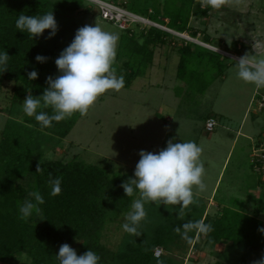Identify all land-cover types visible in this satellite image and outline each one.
Segmentation results:
<instances>
[{
	"label": "rangeland",
	"instance_id": "374dc122",
	"mask_svg": "<svg viewBox=\"0 0 264 264\" xmlns=\"http://www.w3.org/2000/svg\"><path fill=\"white\" fill-rule=\"evenodd\" d=\"M151 4L162 13L165 9L174 13L181 6V0H153ZM54 17L59 30L55 37L48 39V47L54 46L61 53L79 28L97 24L119 35L114 67L118 76L125 70L122 55L127 50L126 36H123L126 31L102 21L93 4L84 1L80 11ZM168 21L164 19V26L170 31L164 38L165 43L151 47L152 60L143 69L142 76L135 78L129 88L109 91L98 98L64 138L42 133L38 142L42 152L40 160L64 164L83 162L104 166L113 176L134 175L141 150L157 153L169 140H191L203 149L200 159L205 166L206 189L202 194L208 195L234 141L212 199L195 195L196 203L186 210L183 220L177 217L174 206L167 209L164 205L158 208L155 204H145L147 219L139 228L138 236L122 229L131 205L126 209L121 201L112 200L106 208L100 242L115 255L114 264H255L264 257V251L250 252L245 244L235 240L209 242L205 234L197 237L195 230L190 233L189 243L174 229L189 221L205 220L211 224L223 208L260 220L264 229V173L258 178L250 168L254 144L264 139V109L257 108L259 100L264 99V89L257 90L237 79L235 61L241 55L229 44L233 40L250 39L246 43L247 53L264 58V0H226L221 9H211L205 19L190 15L188 26L197 33L194 38L190 31L181 34L168 28ZM250 23L253 27L247 29L245 26ZM184 37L190 41L186 42ZM218 39L227 45H220ZM186 43L194 46H190L192 56L186 65L184 80H179L176 76L179 50ZM198 47L211 53L197 56ZM131 68L135 69V65ZM20 87L21 83L14 81H5L0 87V132L8 119L22 122L25 117L21 107L25 99L16 105L11 103L12 89ZM209 118L216 121L211 133L205 131ZM239 129L249 134L248 141L238 136ZM28 176L22 178L21 184L32 192L34 184ZM193 191L197 192L195 188ZM137 198L139 193L132 201ZM158 234L162 236L160 244L154 242ZM70 247L80 255L82 241H74ZM157 249L161 250L160 257L149 262L147 257L151 253L154 256ZM27 262L24 255L17 254L11 264Z\"/></svg>",
	"mask_w": 264,
	"mask_h": 264
},
{
	"label": "trees",
	"instance_id": "16d2710c",
	"mask_svg": "<svg viewBox=\"0 0 264 264\" xmlns=\"http://www.w3.org/2000/svg\"><path fill=\"white\" fill-rule=\"evenodd\" d=\"M118 1L112 2L155 23L164 25V19H169L168 28L181 34L190 31L193 38L197 33L188 26L189 16L205 19L211 11V8L201 7V0H181V6L174 13L167 9L164 13L160 12L151 4L153 0ZM83 2L84 0H0V52L6 51L9 55L8 70L0 73V87L5 81L21 83L20 88L12 89L13 105L18 104L21 99H26L29 94L34 97L43 94L44 89L48 87L46 78L60 75L55 60L61 54L56 52L54 46L53 49L48 47L49 30L31 39L27 33L18 31L17 18L21 14L39 16L51 11L54 16L78 12L83 8ZM134 28L125 30L126 35H123L126 36L123 38L127 43L124 55L120 54L125 57L122 64L125 70L119 74L124 77L123 88H129L135 78L142 76L143 69L152 60L151 47L164 44V38L168 36L167 32L157 28H137L139 31ZM190 46L194 45L186 43L179 50L176 71L179 80H184L186 65L192 56ZM231 47L239 55L246 51L245 45L237 41L231 42ZM241 49L244 50L240 51ZM208 53L211 51L199 48L197 56ZM37 55L46 57V62L38 63ZM131 64L135 65V69L131 68ZM31 71L38 73L36 80L28 79V73ZM45 111L51 114V109ZM79 117L80 114L76 113L59 123L53 122L52 127L41 131L33 118L25 116L22 122L8 119L1 130L0 264L13 263L17 254L27 258L26 264H58L55 256L60 246L65 243L70 246L74 241H82L80 255L91 249L100 257V264H114L115 255L101 244L100 233L106 217V208L112 200L121 201L122 206L130 208L133 197L125 195L122 184L134 178V175L119 173L113 176L104 166L86 165L83 162L64 164L59 161L40 160L42 152L38 142L41 134L47 132L54 137L64 138ZM262 143L264 139L257 140L254 148H258ZM34 157L37 158L35 161ZM250 165L252 174L260 178L254 171V164ZM26 174L34 184L32 192L39 191L45 203L41 205L40 216L33 215L27 220H21L19 207L29 198L31 190L21 184ZM55 178L62 180V191L52 197L49 195V181ZM211 225L213 231L205 235L209 242L235 240L245 244L250 252L264 251L261 221L254 217L223 208L220 216ZM199 235L198 232L197 237ZM160 239L162 236L158 234L154 242L160 244ZM147 258L149 262L155 259L152 253Z\"/></svg>",
	"mask_w": 264,
	"mask_h": 264
},
{
	"label": "clouds",
	"instance_id": "9594fccd",
	"mask_svg": "<svg viewBox=\"0 0 264 264\" xmlns=\"http://www.w3.org/2000/svg\"><path fill=\"white\" fill-rule=\"evenodd\" d=\"M226 0H201L202 8L221 9ZM19 32L27 33L33 39L49 30L48 39L58 32V24L53 11L43 15L28 16L21 14L16 20ZM119 35L105 31L102 27L85 25L79 28L74 39L55 60L60 75L46 78L48 87L43 94L34 97L31 94L23 101L21 107L25 116L33 118L41 131L52 127L74 114L86 116L98 98L109 91H120L124 85L123 75H117L114 67ZM9 55L0 52V73L8 70ZM38 63L46 62V57L37 55ZM236 77L255 89H264V58L245 54L235 61ZM38 73H28L29 80H36ZM51 109V114L45 111ZM203 149L195 141L174 142L169 140L165 148L157 153L141 150L139 161L135 166L134 178L123 183L127 197L135 192L139 198L131 203V210L125 216L122 229L125 233L138 236L139 228L147 219L145 204L174 206L178 218L183 220L186 210L196 203L193 191L206 189L203 177L205 166L201 161ZM40 169L38 168L37 171ZM60 178L50 179L49 195L55 197L62 191ZM45 203L39 191L29 193L19 207L20 219L27 220L33 215L42 214L41 205ZM175 232L185 241L191 242L190 233L198 231L207 235L213 231L211 224L203 221H189L176 227ZM264 232V229L260 230ZM58 264H100V257L91 249L84 254L77 252L67 243L59 248L55 256ZM255 264H264V257Z\"/></svg>",
	"mask_w": 264,
	"mask_h": 264
},
{
	"label": "built area",
	"instance_id": "2783aa9c",
	"mask_svg": "<svg viewBox=\"0 0 264 264\" xmlns=\"http://www.w3.org/2000/svg\"><path fill=\"white\" fill-rule=\"evenodd\" d=\"M93 4L98 12V16L104 22L113 24L119 30L125 31L132 29L134 27L140 30L148 28H157L163 32L168 31L167 27L158 23L151 21L148 18L139 16L137 14L131 13L122 6L115 4L111 1L106 0H84ZM185 38V37H184ZM186 42L190 41V38H185ZM258 110L264 109V99L261 98L258 102ZM216 126V121L213 118H209L205 123V131L211 133ZM251 164H254V171L261 176L264 173V143H262L258 148H254L251 153ZM259 164V166L257 165ZM161 255V250L157 249L154 251V257L159 258Z\"/></svg>",
	"mask_w": 264,
	"mask_h": 264
},
{
	"label": "crops",
	"instance_id": "0c3cea01",
	"mask_svg": "<svg viewBox=\"0 0 264 264\" xmlns=\"http://www.w3.org/2000/svg\"><path fill=\"white\" fill-rule=\"evenodd\" d=\"M244 25V24H243ZM245 26V25H244ZM250 26L251 27H253V25H252V23H250V24H246V26L245 27H247V29H252V28H250ZM253 33V32H252ZM253 37V36H252ZM233 41H237V42H239V43H241V44H243V45H245V47H246V51H244V52H242V54H240L241 55V57L243 56V55H245L248 51V46H246V43L248 42V41H251L250 39H241V40H233ZM233 41H231V42H233ZM218 42H220L223 46H226L227 45V43L223 40V39H218ZM231 42L229 43L230 45H231ZM255 48V47H254ZM247 54H249V53H247ZM235 55V54H234ZM239 55V56H240ZM235 56H238V55H235ZM238 131V130H237ZM238 136L239 137H241V138H243V139H245V140H247L248 141V139H250L248 136H249V134L247 133H243V132H241L240 131V129H239V133H238ZM263 136H264V130H263ZM232 144V146H233V144H234V141H233V143H231ZM230 144V145H231ZM232 146H231V148H232ZM231 148L228 150V152H227V155L225 156V158H224V160H223V163H222V166L220 167V169H219V172H218V174L214 177V179H213V182H212V186H211V190H210V192H209V194L207 195V194H202V192H195L194 191V193H195V195L196 196H198V197H200L201 199H204L206 196L207 197H209V199H212V197H213V195H214V192H215V190H216V187L218 186V182H219V180H220V177H221V174H222V170H223V168H224V166H225V163H226V161H227V159H228V156H229V154H230V151H231Z\"/></svg>",
	"mask_w": 264,
	"mask_h": 264
}]
</instances>
